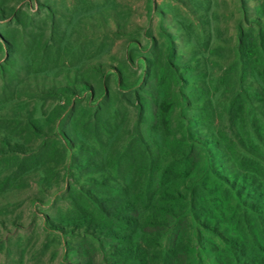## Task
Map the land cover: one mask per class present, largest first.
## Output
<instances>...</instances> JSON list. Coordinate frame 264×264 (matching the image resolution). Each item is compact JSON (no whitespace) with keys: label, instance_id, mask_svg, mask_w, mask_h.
Segmentation results:
<instances>
[{"label":"rangeland","instance_id":"374dc122","mask_svg":"<svg viewBox=\"0 0 264 264\" xmlns=\"http://www.w3.org/2000/svg\"><path fill=\"white\" fill-rule=\"evenodd\" d=\"M259 8L264 0H0V264H132L88 222H100L104 200L116 221L128 214L106 201L130 179L126 151L136 185L143 155L171 168L180 206L141 224L163 257L173 248L172 264H264L252 253L264 245L259 199L229 179L237 162L254 167L245 157L264 162L260 81L244 64L259 51ZM243 213L257 224L244 239L232 231Z\"/></svg>","mask_w":264,"mask_h":264},{"label":"trees","instance_id":"16d2710c","mask_svg":"<svg viewBox=\"0 0 264 264\" xmlns=\"http://www.w3.org/2000/svg\"><path fill=\"white\" fill-rule=\"evenodd\" d=\"M256 12L264 15V8H259ZM251 20L262 30V34L259 36L260 43L258 44V50H261V52H255L256 56L253 57V60L250 55L247 54L249 59H246L244 64L251 70L252 76L260 81L261 89L256 91L255 99L262 104L264 109V18L254 16ZM250 54L253 55V52H250ZM245 101L246 100H243L244 104ZM262 112L264 113V110H262ZM16 135L17 134H13L11 137H17ZM261 137L262 136H259V138ZM5 143L11 145L12 141L7 140ZM142 157L145 158L146 163L140 165L143 170L145 169V172L140 175L141 179L136 185L132 175L133 171L136 168H139V166L135 164L137 162H134V158L129 151H126L123 154L122 159L126 161L124 163L126 164L124 168L130 170V173L128 174L130 179L126 181V187L123 188L122 191H118L116 194L118 197L121 196V199L118 197L106 199V201L118 200L123 202L124 210L128 214L118 216L116 218L117 222L115 220V215L112 214L113 207L111 204H107L104 200L101 205H98L99 209L97 214L100 217V222L97 219H91L88 220V222H92V226L97 230H107V233L119 240L121 245L120 254L122 255V259H124L123 261L131 262L132 264H172L170 258L176 253L173 251V248L163 257L161 250L155 246L157 241L151 237L152 234H149L141 224L143 223L146 227L149 226L151 228L161 225L162 219L173 214L176 208L180 206L181 202L177 199L174 193H171L168 191L169 189H167L168 183L171 180L168 178L171 173V168L168 167L165 170H161L160 167L151 163L147 159V156L143 155ZM233 158L236 161L240 160L238 156H234ZM15 159L18 160L17 157ZM243 160L253 163L254 167L248 168L244 166L243 162H237V167L229 172V179L248 183L247 185L252 187L253 191L256 192V197L259 199L255 206L253 205L255 211L264 214V162L249 157H245ZM154 178L157 180L156 189L153 193H150L154 184ZM131 195H133L135 201H138L140 205H133L130 202ZM126 197L130 198L125 200ZM123 198L125 199L123 200ZM150 211H154L155 214L150 213ZM239 217V224L235 225L232 231L244 239L247 238V235L254 232H251L252 230H256L257 224L254 219H249L250 217L244 213L240 214ZM81 219H83L82 222H86L88 218L82 216ZM228 220L231 222V218H228ZM115 222L117 223L116 226L114 225ZM230 222L227 221V223ZM139 235H141V238L137 239ZM141 239H144V241L141 242ZM253 239L259 241V237ZM239 249H241V255H245V252H249L242 245L239 246ZM253 249L254 252L252 253L264 258V245H261V243H255ZM263 262L264 259L261 263Z\"/></svg>","mask_w":264,"mask_h":264}]
</instances>
